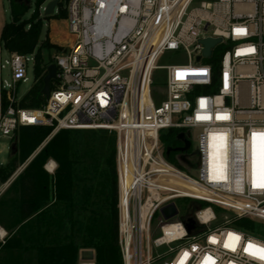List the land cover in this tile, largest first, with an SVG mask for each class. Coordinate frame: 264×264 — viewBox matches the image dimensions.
<instances>
[{
  "label": "built area",
  "instance_id": "1",
  "mask_svg": "<svg viewBox=\"0 0 264 264\" xmlns=\"http://www.w3.org/2000/svg\"><path fill=\"white\" fill-rule=\"evenodd\" d=\"M195 2L67 0L65 41L46 61V75L55 65L56 78L39 108L24 106L39 80L37 52H9L0 43V136L14 143L21 128H51L43 147L61 130L116 135L123 264H264L245 251L249 243L264 248V238L234 228L230 219L213 224L216 207L264 225V140L256 138L254 158L252 135L264 133V0H213L192 8ZM57 6L51 17L61 13ZM208 38L221 42L206 58L201 41ZM217 48L215 72L206 61ZM168 53L185 55L188 63L159 66ZM30 63L33 84L20 95ZM161 70L165 92L156 100L154 76ZM171 130L176 141L179 133L191 147L194 141L195 151L167 158L160 137ZM48 163L53 174L57 164L49 172ZM179 200L196 204L188 217L180 214ZM171 204L177 215L165 219L162 209Z\"/></svg>",
  "mask_w": 264,
  "mask_h": 264
},
{
  "label": "trees",
  "instance_id": "2",
  "mask_svg": "<svg viewBox=\"0 0 264 264\" xmlns=\"http://www.w3.org/2000/svg\"><path fill=\"white\" fill-rule=\"evenodd\" d=\"M46 1L8 0L11 21L0 34V43L6 51L25 55L37 52L35 72L39 80L25 101L28 108H39L46 100L42 95L46 76L42 51L60 50L47 36L41 38L40 14ZM33 3L35 11L27 17ZM221 53L222 49L217 48L206 61L214 64L215 72ZM50 133L48 127L21 128L8 163L0 165V184H5L33 157L11 186L17 188L20 222L36 215L38 229H42L40 224L48 223L62 233L52 240L65 243L51 250L55 259L52 264H76L81 250H94L95 264H123L118 241L116 135L105 130H61L42 147ZM175 140L173 130L160 137L165 147L174 146ZM50 160L57 164L53 174L45 169ZM96 181L102 189H108V214L94 207ZM228 219L234 228L264 238L262 224L233 215Z\"/></svg>",
  "mask_w": 264,
  "mask_h": 264
},
{
  "label": "rangeland",
  "instance_id": "3",
  "mask_svg": "<svg viewBox=\"0 0 264 264\" xmlns=\"http://www.w3.org/2000/svg\"><path fill=\"white\" fill-rule=\"evenodd\" d=\"M51 1H53V0H47L46 3L44 4V6L46 7L47 4ZM211 1H213V0H196V2L192 5V8L199 7L201 2H211ZM66 4H67V0H61V3L57 6V8L61 9V14L53 16L52 17L53 19H49L48 17H45L44 12H42V11L40 14L41 19L43 21V30H42V37L41 38L44 39L47 36L48 39L51 41V43L54 45H57V46L63 45V43L65 41L63 39L65 37V34L63 33V31L65 29V20H63V17L64 16L67 17V12L63 9V7L66 8ZM34 11H35V6L33 3L29 13L27 14V17H30L34 13ZM52 20L56 21V25H53V27L52 26L49 27L50 23H52ZM10 21H11V15H10L9 2H8V0H0V34H1L2 29L5 26V24L10 23ZM53 54L54 53L51 52V56H53ZM42 57L45 61H47L50 58V53L46 50H43L42 51ZM6 58H7L6 53H3L2 58H1L2 62H4ZM187 63H188V61H187V57L185 55H175L173 53H168V54L163 56V58L159 61L158 65L161 67H166V66H172V65H185ZM32 67H33L32 63H30L29 68H28L29 82L20 87V89H19L20 95L25 93L33 84ZM2 77H3V79H8V70L3 71ZM154 81L157 84H159L157 87L158 91H156L154 98L156 100H159L162 97V94H164V92H165V90H164V83L166 81L165 71H163V70L158 71L154 76ZM176 134H177V131H174V135H176ZM177 142L178 141L175 140V143H177ZM14 143L9 138L0 136V165L4 166L8 163L10 151L12 149V146L15 145ZM178 144L181 145L180 142H178ZM195 146H196V143L193 141L190 151H192V152L195 151ZM32 158L33 157H31L28 161H30ZM50 161H52V160H50ZM50 161H48V162H50ZM14 180L10 183V185L6 189L5 193H9L10 195H16L17 196V188L16 187L11 188ZM96 183H97V181L94 183L96 185L95 196H94V202L96 203V205L94 207L103 209V211H105V213L108 214L109 200H110L109 198L106 199V197H108V194H109L108 189H106V188L102 189L100 184H99L100 182H98L97 184ZM177 205L180 209V214L186 215L187 217L190 215L191 208L196 207L195 206L196 204L192 203V201H190V200H179V201H177ZM202 205L206 206L205 204H202ZM189 208H190V210H189ZM213 210L216 213V221L213 224L216 226L222 224L226 219L229 218L230 215H232L229 211H225V210H222L220 208L213 207ZM84 215L87 216L88 213L83 214L81 217L84 218ZM11 218H12V215H6L5 217H3V219L6 220L7 222H11V220H10ZM12 224H13V222H12ZM41 225L42 226L44 225L42 227V229L43 228L44 229H56L54 226H51L48 223H45V224L42 223V224H40V226ZM262 231L264 233V228L262 229ZM159 235H160V233L157 232L155 235H153V238H156ZM94 253H95V251H94ZM92 262L95 263V260Z\"/></svg>",
  "mask_w": 264,
  "mask_h": 264
},
{
  "label": "crops",
  "instance_id": "4",
  "mask_svg": "<svg viewBox=\"0 0 264 264\" xmlns=\"http://www.w3.org/2000/svg\"><path fill=\"white\" fill-rule=\"evenodd\" d=\"M9 185L5 187L0 184V264L54 263L51 250L65 243L52 240L58 239L62 233L55 229H38L36 218L34 219L36 215L20 222L18 195L5 193ZM6 215H12L11 222L3 219ZM82 251L84 250L79 252L76 264H95L83 261Z\"/></svg>",
  "mask_w": 264,
  "mask_h": 264
},
{
  "label": "water",
  "instance_id": "5",
  "mask_svg": "<svg viewBox=\"0 0 264 264\" xmlns=\"http://www.w3.org/2000/svg\"><path fill=\"white\" fill-rule=\"evenodd\" d=\"M59 1L60 0H53L49 2L47 6L45 7L44 15L47 17L51 16L54 12V8L59 4ZM201 42L204 45L203 56L207 58V57H210L212 49L221 42V39L208 38V39L202 40ZM197 60H200V57H198ZM47 70H48V73L44 78V87L42 90V93L45 97H49L50 83L52 80L56 78L57 68L55 65H50L48 66ZM177 140L183 142L184 146L179 147V148L167 147L166 153H165V156L167 158H169L172 153H178V152L184 153V152H188L191 149V143L189 140L185 138L184 133H179L177 135ZM14 148H15V145L12 146V149ZM182 159L186 160L184 155L182 156ZM192 167H195V166L192 165ZM177 212H178L177 208L174 204H171L162 209V214L165 219H170L176 216ZM192 228H193V225L188 226L189 230H191ZM81 255H82L81 257L83 261H94L95 260V253L93 250H84L82 251Z\"/></svg>",
  "mask_w": 264,
  "mask_h": 264
},
{
  "label": "snow or ice",
  "instance_id": "6",
  "mask_svg": "<svg viewBox=\"0 0 264 264\" xmlns=\"http://www.w3.org/2000/svg\"><path fill=\"white\" fill-rule=\"evenodd\" d=\"M237 31H244V30H237ZM253 140H254V158H255V140L259 136L262 140H264V133H253ZM262 164H264V150H262ZM264 187V184L260 185ZM236 239H239L238 237ZM245 251L249 252L250 255L256 256L257 258L264 260V248H260L256 245L251 243L248 244Z\"/></svg>",
  "mask_w": 264,
  "mask_h": 264
},
{
  "label": "bare ground",
  "instance_id": "7",
  "mask_svg": "<svg viewBox=\"0 0 264 264\" xmlns=\"http://www.w3.org/2000/svg\"><path fill=\"white\" fill-rule=\"evenodd\" d=\"M54 167H55L54 162H50V163H48V165H47V170H48L49 172H52V170L54 169ZM83 264H84V263H83ZM85 264H88V263H85Z\"/></svg>",
  "mask_w": 264,
  "mask_h": 264
},
{
  "label": "flooded vegetation",
  "instance_id": "8",
  "mask_svg": "<svg viewBox=\"0 0 264 264\" xmlns=\"http://www.w3.org/2000/svg\"><path fill=\"white\" fill-rule=\"evenodd\" d=\"M173 148H179V147H181V145L180 144H178V142L177 143H175V145L174 146H172Z\"/></svg>",
  "mask_w": 264,
  "mask_h": 264
}]
</instances>
